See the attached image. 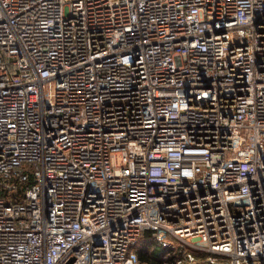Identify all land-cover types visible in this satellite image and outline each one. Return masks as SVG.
Returning a JSON list of instances; mask_svg holds the SVG:
<instances>
[{"label":"built area","instance_id":"1","mask_svg":"<svg viewBox=\"0 0 264 264\" xmlns=\"http://www.w3.org/2000/svg\"><path fill=\"white\" fill-rule=\"evenodd\" d=\"M147 240L264 264V0H0V264Z\"/></svg>","mask_w":264,"mask_h":264},{"label":"trees","instance_id":"2","mask_svg":"<svg viewBox=\"0 0 264 264\" xmlns=\"http://www.w3.org/2000/svg\"><path fill=\"white\" fill-rule=\"evenodd\" d=\"M147 236H148V233H145L142 238H145ZM143 243L141 244V242H139V244L134 248V250L137 254L138 260L140 262H143L146 264H161L159 258H157V257H160V252H163V251L159 250L160 252H158V249H160V248L157 246V248H155L153 251H151V254L150 253L148 254L145 250L146 245H145V243L143 245ZM197 254H199V253H197ZM175 257H176V255L173 256L172 254L169 255L168 257H166L167 258L166 264H174Z\"/></svg>","mask_w":264,"mask_h":264},{"label":"rangeland","instance_id":"3","mask_svg":"<svg viewBox=\"0 0 264 264\" xmlns=\"http://www.w3.org/2000/svg\"><path fill=\"white\" fill-rule=\"evenodd\" d=\"M148 241V240H147ZM146 241V242H147ZM143 242L141 241V244H142ZM146 244V243H145ZM143 245H144V243H143ZM146 247H147V244H146ZM155 248H157V246L155 245V243L154 242H149L148 241V247L147 248H145V250H146V252L149 254H151V251H153ZM157 250V249H156ZM159 250H161V251H163L162 249H158V252H160ZM155 254V253H154ZM166 254V253H165ZM164 254V251L163 252H160V257H157V258H159V260H160V263H162L163 262V260H165V259H163L166 255ZM197 254V253H196ZM173 256H175V255H178L177 254V252H174L173 254H172ZM159 256V255H158Z\"/></svg>","mask_w":264,"mask_h":264}]
</instances>
